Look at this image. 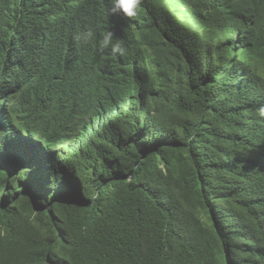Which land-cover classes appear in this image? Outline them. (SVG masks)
Instances as JSON below:
<instances>
[{"label":"trees","instance_id":"16d2710c","mask_svg":"<svg viewBox=\"0 0 264 264\" xmlns=\"http://www.w3.org/2000/svg\"><path fill=\"white\" fill-rule=\"evenodd\" d=\"M110 9L0 0V264H264V0Z\"/></svg>","mask_w":264,"mask_h":264},{"label":"clouds","instance_id":"9594fccd","mask_svg":"<svg viewBox=\"0 0 264 264\" xmlns=\"http://www.w3.org/2000/svg\"><path fill=\"white\" fill-rule=\"evenodd\" d=\"M143 0H111V13L120 15L126 19H135L139 16L142 10ZM94 32L86 30L80 32L76 39L79 42L87 45L94 40ZM114 33L109 31L99 40L98 50L103 52L104 50L111 49L113 55H126L127 49L119 42H114ZM257 118H264V105H261L256 110Z\"/></svg>","mask_w":264,"mask_h":264}]
</instances>
